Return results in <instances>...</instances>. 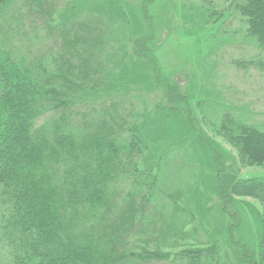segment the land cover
I'll return each mask as SVG.
<instances>
[{"label": "rangeland", "instance_id": "obj_1", "mask_svg": "<svg viewBox=\"0 0 264 264\" xmlns=\"http://www.w3.org/2000/svg\"><path fill=\"white\" fill-rule=\"evenodd\" d=\"M41 1L37 4L42 11L36 14L22 9L26 27L39 34L50 22L60 33L51 49L56 56L66 53L68 77L83 76L68 91L76 95L80 106L76 111L84 112L86 119L104 110L134 112L123 124H115L114 138L124 136L119 143L126 145L131 138L133 150L142 152L137 158L143 157L152 169L147 170L150 183L161 179L153 169L165 156L167 180H160L157 187L184 195L182 211L191 223L186 231L195 229L194 237L210 245L220 243L228 264H264L260 251L264 202L252 196L260 183L244 186L253 180L264 183V163L248 162L246 152L243 158L218 132L222 115L236 113L235 105L246 118L264 112V68L251 67L264 64V52L248 44L245 22L234 19L228 34L217 33L214 20L190 14L202 4L199 0H49L47 5ZM48 48L39 43L30 51L41 56ZM248 66L253 83H235ZM54 73L60 78L57 68ZM134 122L132 135L128 131L121 135L122 126ZM247 141L264 146V140ZM10 185L14 184H0V195ZM154 194V189L148 192L145 214L162 202ZM24 213L0 206V264H50L41 256L46 251L37 238H26L19 227ZM84 214L92 215L89 209ZM173 241L161 243L160 249L175 251ZM196 244L178 240L180 250Z\"/></svg>", "mask_w": 264, "mask_h": 264}, {"label": "trees", "instance_id": "obj_2", "mask_svg": "<svg viewBox=\"0 0 264 264\" xmlns=\"http://www.w3.org/2000/svg\"><path fill=\"white\" fill-rule=\"evenodd\" d=\"M48 1L41 2L47 5ZM199 1L202 4L195 5L190 14L198 12L203 19L214 20L216 32L223 34L240 18L245 22L243 35L251 40L248 44L264 52V0ZM37 2L0 0V184H14L0 195V206L25 210L19 227L26 238H37L46 251L41 256L50 264H228L220 243L210 245L194 237L195 229L186 231L191 223L184 219V195L157 187L160 180H167L165 156L153 169L161 179L150 183L147 170L152 169L143 157L137 158L142 152L133 150L131 138L127 145L119 143L124 136L114 138L115 124H123L134 112L104 110L86 119L84 112L76 111L80 107L76 95L68 91L83 76L79 80L68 77L66 53L56 56L51 49L61 39L60 33L50 22L39 34L26 27L22 9L36 14L42 11ZM39 43L49 44L41 56L30 51ZM253 66L264 68V64ZM56 68L60 78L54 73ZM249 73L250 66L235 83L252 84ZM235 106L236 113L222 115L219 134L243 158L246 152L251 164L264 163V146L247 143L249 138L264 140V112L246 118ZM135 122L122 126L121 135L126 131L132 135ZM139 143L146 147L142 139ZM256 182L260 184L252 196L264 202L263 182L253 180L244 186ZM153 189V197L159 195L162 202L145 214L148 192ZM86 209L92 214L88 218ZM176 239L198 244L180 250ZM167 240H174L175 251L160 249ZM260 251L264 260V233Z\"/></svg>", "mask_w": 264, "mask_h": 264}]
</instances>
